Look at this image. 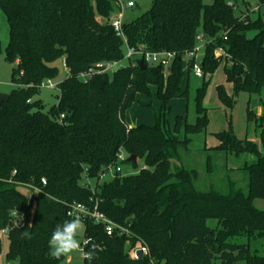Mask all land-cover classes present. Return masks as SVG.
Wrapping results in <instances>:
<instances>
[{
    "label": "trees",
    "instance_id": "16d2710c",
    "mask_svg": "<svg viewBox=\"0 0 264 264\" xmlns=\"http://www.w3.org/2000/svg\"><path fill=\"white\" fill-rule=\"evenodd\" d=\"M126 1L0 0L10 29L4 57L14 85L0 104V233L12 225L14 212L25 217L24 225L7 236V263L61 264L64 257L49 255L50 236L71 219L69 205L93 199L127 233L110 237L104 227L84 222L85 252L95 255L83 264H264V211L255 205L264 200V113L257 117L248 111V122L260 129V144L238 139L230 125L215 134L218 146L206 149L208 172L212 154L254 158L244 166L247 193L233 183L227 195L200 192L196 173L172 163L188 151L192 136L207 133V77L223 61L233 95L219 86L222 105L232 109L242 93L264 94V17L239 16L229 0H154L147 13L123 24L121 37L111 21ZM255 1L264 9V0ZM200 34L206 47L203 83L195 98L197 119L190 124L186 116H177L171 128L166 113L172 111V100L189 97L195 75L194 60L187 55ZM126 45L177 57L167 76L163 67L146 65L144 71L127 66L112 75H95L87 83L79 78L99 63L124 60ZM217 50L225 53L223 59H216ZM59 60L69 72L59 87L58 106L45 112L36 97L45 82L58 76L54 64ZM139 95L161 103L154 126L126 124ZM121 152L137 158L124 163L137 168L141 161L143 168L116 175L95 191L86 187L84 179L101 182ZM127 242L131 250L147 247L148 254L134 260Z\"/></svg>",
    "mask_w": 264,
    "mask_h": 264
},
{
    "label": "rangeland",
    "instance_id": "374dc122",
    "mask_svg": "<svg viewBox=\"0 0 264 264\" xmlns=\"http://www.w3.org/2000/svg\"><path fill=\"white\" fill-rule=\"evenodd\" d=\"M154 0H127L125 3L133 2L134 8H126L123 11V22L129 23L140 16L147 13ZM250 2L252 6H246L245 3ZM236 4L233 0H229V4H233L234 8L239 16H249L254 19L259 13L264 17V9L255 0H237ZM260 7V11L255 12L256 7ZM120 14L113 16L112 20H117ZM10 29L7 18L0 7V93L9 96L11 94L12 86V66L8 64L4 57L5 49L9 43ZM130 62L125 60L121 66H128ZM58 68V76L51 80L52 87L44 86L40 89L36 100H40L44 106L45 112L50 111L53 107L58 106L60 96V85L66 79L67 72L62 60L57 61L54 64ZM224 61L219 67L218 71L210 80L207 96L204 101V106L208 110L209 126L207 129V136L205 134L192 136L194 139L193 144L189 147L187 153L181 154V162L183 165L190 169L195 170L198 173V179L196 181V188L201 192H208L213 187L218 192L227 195L229 194L232 181L238 185V188L243 192L249 190V175L244 171L245 164L250 165L254 162L253 157H244L242 159H236L233 156H227L222 154L216 159L217 154H212L214 159L213 163L216 170L213 174L208 173L207 157L205 153V147L209 148L218 145V141L215 138V134H219L227 131L230 125L233 128V132L240 140H248L260 144V129H257L255 123L248 122V111L258 114L259 108L262 109L261 117L264 113V94L260 96H250L249 94L242 93L236 99V104L232 109L225 107L218 99L217 88L224 86L229 95H233L232 87L226 82V76L224 73ZM203 83L202 79H198L195 76L191 77L190 92L188 99H174L171 101V112L166 113L168 126L174 127L175 119L177 116H186L190 124H194L197 119L195 111V98L196 91L201 87ZM155 94V90L153 91ZM161 110V103L155 97H148L145 95H139L136 103L126 113V124L128 126L137 127L140 125L154 126L156 123L155 113H159ZM183 137V134L180 135ZM256 140V141H255ZM207 143V145H206ZM127 156V155H126ZM128 158V157H127ZM177 164L180 162L177 161ZM122 168L121 175L136 174L143 168V163L138 162L137 168L130 163H121ZM214 169V168H213ZM113 178L109 175L105 180L101 182L90 181L84 179L85 184H89V188L92 191L96 190L98 185L103 182H109ZM26 192V191H25ZM257 208L264 211V200H257L255 202ZM82 223V222H81ZM0 239L3 244V254L0 256V264H7L5 255L8 250V238L4 233H0ZM80 241V250L71 253L64 257V261L61 264H67L68 259H72V264H83L82 244L85 242V226L82 223V229L77 237ZM260 247V254L264 255V244Z\"/></svg>",
    "mask_w": 264,
    "mask_h": 264
},
{
    "label": "built area",
    "instance_id": "2783aa9c",
    "mask_svg": "<svg viewBox=\"0 0 264 264\" xmlns=\"http://www.w3.org/2000/svg\"><path fill=\"white\" fill-rule=\"evenodd\" d=\"M122 3V2H121ZM230 6H233V4H229ZM135 4L133 2L122 3V12L120 13L117 20H112L111 24L114 27L117 34L121 37H123L122 29H123V11L126 8H134ZM260 11V7L255 8V12ZM206 47V38L203 34H200L197 37V46L195 50L187 55L188 59L194 60V66H193V73L195 77L198 79L204 78V73L201 67V61H202V54ZM125 58L122 61H115V62H102L96 65L94 69L89 70L88 72L81 74L80 79L87 83L93 76L95 75H104V74H114L115 72L119 71L122 68H125L124 66H121L122 62L125 60H128L130 64L129 67L135 68L139 67V62H144L145 65H149L152 67H163L165 76L169 74L170 67L173 64L174 60L176 59L175 53H169V52H150L144 48H132L126 45L125 47ZM216 59H223L225 57V53L222 50H217L215 53ZM127 67V66H126ZM66 72H69L68 69L65 67ZM52 87L51 81H47L43 84L44 86ZM123 152H121L118 155V162L115 167L107 171L105 174H103L100 177V181L105 180L109 175L112 178H115L116 175H121L122 168L120 166L121 163H124L128 158ZM44 184H46L44 182ZM89 184H86V187L89 188ZM75 204L77 207L75 209L77 218L81 220L82 223L86 221H90L95 225H100L104 227L105 232L108 236L112 237L114 233L117 231L120 232L121 235L126 234L127 231L115 223H113L110 219L107 218L106 215H104L100 209H99V202L96 200L91 199L89 204H82V203H72L68 207L67 215L69 218H72V216L69 215V213L73 210L72 205ZM12 225L5 229L2 233H4L6 236L10 234V232L13 229L20 228L24 225V215L20 214L18 212H14L12 214ZM88 244L87 241H85L82 244V253H83V260L87 259V253L85 252V247ZM126 247L131 250L130 242H127ZM139 251H142L143 256L148 254V248L143 246H136L134 249L131 250V256L134 260H139L141 257L138 255Z\"/></svg>",
    "mask_w": 264,
    "mask_h": 264
},
{
    "label": "clouds",
    "instance_id": "9594fccd",
    "mask_svg": "<svg viewBox=\"0 0 264 264\" xmlns=\"http://www.w3.org/2000/svg\"><path fill=\"white\" fill-rule=\"evenodd\" d=\"M71 207L73 210L69 215L72 216V218L58 224L48 241L49 255L55 259H59L80 250V241L77 237L82 229V223L81 220L77 218L75 212L77 206L73 204ZM23 235L29 239L31 238L28 232H25ZM94 255V251L87 253V259H93Z\"/></svg>",
    "mask_w": 264,
    "mask_h": 264
},
{
    "label": "crops",
    "instance_id": "0c3cea01",
    "mask_svg": "<svg viewBox=\"0 0 264 264\" xmlns=\"http://www.w3.org/2000/svg\"><path fill=\"white\" fill-rule=\"evenodd\" d=\"M224 67V66H223ZM230 85V84H229ZM231 87H232V85H230ZM11 88H12V90H11V92L13 91V89H14V85L12 84V86H11ZM6 98H8V96L6 95V94H1L0 93V104H1V102L3 101V100H5ZM261 112H262V109L261 108H259V111H258V114L257 115H260L261 114ZM130 128H134V127H132V126H129ZM208 134L206 133L205 134V136H207ZM256 141V140H255ZM206 145H207V143H206ZM218 146V145H217ZM217 146H213V147H211V148H215V147H217ZM211 148H209L208 146H206L205 147V153L207 154V155H209V153L206 151V149L208 150V149H211ZM183 154H185V153H187V152H182ZM181 153V154H182ZM222 155V153L221 154H217L216 155V159H218L220 156ZM177 161L178 162H180V164H177ZM213 161H214V159L212 158V163H213ZM172 163H173V165H174V167L175 166H184L183 165V163L181 162V157L178 159V160H173L172 161ZM213 166H214V164H213ZM212 166V167H213ZM185 167V166H184ZM186 168V167H185ZM214 168V169H213ZM212 168V171L211 172H208L209 174H213V172H214V170H216L215 169V167H213ZM188 169V168H187ZM190 170V169H189ZM191 171H193V172H195L196 173V181H197V179H198V173L195 171V170H191ZM196 181H195V187H196ZM231 183H233L234 185H235V189L236 190H240L239 188H238V185L237 184H235L233 181L231 182ZM197 189V188H196ZM198 190V189H197ZM211 190H216V189H214L213 187L211 188ZM199 191V190H198ZM210 191V190H209ZM217 191V190H216ZM201 192V191H200ZM203 193H205V192H203ZM207 193V192H206ZM72 259L71 258H69L68 259V262H67V264H72ZM8 264V263H7Z\"/></svg>",
    "mask_w": 264,
    "mask_h": 264
},
{
    "label": "water",
    "instance_id": "95a60500",
    "mask_svg": "<svg viewBox=\"0 0 264 264\" xmlns=\"http://www.w3.org/2000/svg\"><path fill=\"white\" fill-rule=\"evenodd\" d=\"M139 67H140V69H141L142 71H144V70L146 69V65H145L144 62H142V61L139 62ZM136 161H137V158H136L135 156H132V157H129V158H128V162H133V163H135ZM138 255H139L140 257H143V253H142V251H139Z\"/></svg>",
    "mask_w": 264,
    "mask_h": 264
}]
</instances>
